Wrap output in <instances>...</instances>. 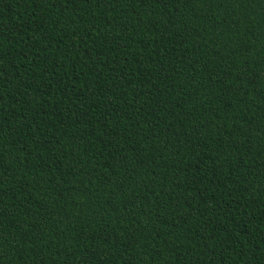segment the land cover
Instances as JSON below:
<instances>
[{"label": "trees", "instance_id": "16d2710c", "mask_svg": "<svg viewBox=\"0 0 264 264\" xmlns=\"http://www.w3.org/2000/svg\"><path fill=\"white\" fill-rule=\"evenodd\" d=\"M0 264H264V0H0Z\"/></svg>", "mask_w": 264, "mask_h": 264}]
</instances>
